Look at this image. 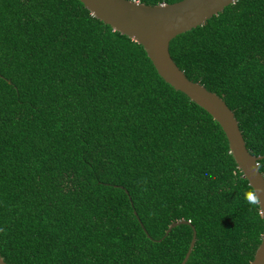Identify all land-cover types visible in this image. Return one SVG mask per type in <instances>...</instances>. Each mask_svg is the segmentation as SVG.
Wrapping results in <instances>:
<instances>
[{"label": "trees", "instance_id": "1", "mask_svg": "<svg viewBox=\"0 0 264 264\" xmlns=\"http://www.w3.org/2000/svg\"><path fill=\"white\" fill-rule=\"evenodd\" d=\"M167 52L231 111L264 178V0H235ZM250 190L217 124L139 45L77 0H0L4 263L179 264L191 226L183 264H247L263 230Z\"/></svg>", "mask_w": 264, "mask_h": 264}, {"label": "water", "instance_id": "2", "mask_svg": "<svg viewBox=\"0 0 264 264\" xmlns=\"http://www.w3.org/2000/svg\"><path fill=\"white\" fill-rule=\"evenodd\" d=\"M89 13L110 30L124 35L139 45L150 62L156 75L174 91L183 94L190 102L202 109L222 132L236 169L240 172L247 186L264 188V178L250 170L260 156L250 155L243 144L231 111L214 93L205 90L196 82L189 81L171 61L168 52V41L175 35L201 25L206 19L215 15L223 7L235 0H178L169 4L145 5L133 0H77ZM264 206V193L260 194ZM263 230L252 257L247 264H264V211L258 210ZM188 224L185 220L170 222L163 232L170 228ZM186 250L179 262L183 264L192 247L194 231ZM0 264L4 263L0 259Z\"/></svg>", "mask_w": 264, "mask_h": 264}, {"label": "clouds", "instance_id": "3", "mask_svg": "<svg viewBox=\"0 0 264 264\" xmlns=\"http://www.w3.org/2000/svg\"><path fill=\"white\" fill-rule=\"evenodd\" d=\"M260 164L255 162L252 166H250V170L253 174L259 172L260 170ZM264 193V188H253L250 191H247L244 193V200L247 204H249L252 207L257 208L258 210L264 211V206L261 204L260 200V194Z\"/></svg>", "mask_w": 264, "mask_h": 264}]
</instances>
